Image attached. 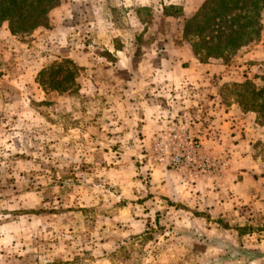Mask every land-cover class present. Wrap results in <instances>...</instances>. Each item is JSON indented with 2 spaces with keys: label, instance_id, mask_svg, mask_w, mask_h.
<instances>
[{
  "label": "rangeland",
  "instance_id": "1",
  "mask_svg": "<svg viewBox=\"0 0 264 264\" xmlns=\"http://www.w3.org/2000/svg\"><path fill=\"white\" fill-rule=\"evenodd\" d=\"M205 1L61 0L30 37L0 24V264H264V126L231 88L262 85L264 11L259 41L204 64L183 28ZM62 59L76 95L36 82ZM181 131L210 169L172 165Z\"/></svg>",
  "mask_w": 264,
  "mask_h": 264
},
{
  "label": "trees",
  "instance_id": "2",
  "mask_svg": "<svg viewBox=\"0 0 264 264\" xmlns=\"http://www.w3.org/2000/svg\"><path fill=\"white\" fill-rule=\"evenodd\" d=\"M61 0H0V24L6 23L15 37H30L39 29L49 28L51 13ZM264 0H206L184 23V38L191 43L194 56L201 63L228 60L243 48L260 40ZM168 17H179L176 7L166 9ZM83 68L72 59L53 62L36 79L46 93H79ZM262 85L251 81L233 84L232 94L243 112L257 114L264 126V77Z\"/></svg>",
  "mask_w": 264,
  "mask_h": 264
},
{
  "label": "built area",
  "instance_id": "3",
  "mask_svg": "<svg viewBox=\"0 0 264 264\" xmlns=\"http://www.w3.org/2000/svg\"><path fill=\"white\" fill-rule=\"evenodd\" d=\"M173 139L178 142L171 154V163L177 169H188L204 172L211 168V159L201 153V142L196 136L187 131L174 134Z\"/></svg>",
  "mask_w": 264,
  "mask_h": 264
},
{
  "label": "crops",
  "instance_id": "4",
  "mask_svg": "<svg viewBox=\"0 0 264 264\" xmlns=\"http://www.w3.org/2000/svg\"><path fill=\"white\" fill-rule=\"evenodd\" d=\"M200 65H202V64H200ZM228 114H229V113H228ZM228 114L226 113V116H227ZM219 121H222V122H219V125H220L221 128H224V127H226V126H228V125H232V126L235 125V124L233 123V121H230V120H229L228 116H227L226 120H221V119H220ZM220 133L224 134V131H222V132L220 131L219 134H220ZM217 137L222 138V139L224 138L223 135H221V136L218 135ZM229 138L232 139V135H231Z\"/></svg>",
  "mask_w": 264,
  "mask_h": 264
}]
</instances>
